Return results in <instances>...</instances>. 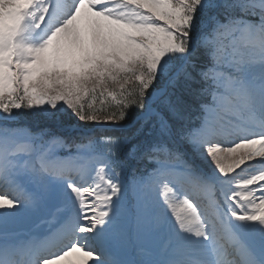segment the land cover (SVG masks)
I'll return each mask as SVG.
<instances>
[{"label":"snow or ice","instance_id":"6c2138e0","mask_svg":"<svg viewBox=\"0 0 264 264\" xmlns=\"http://www.w3.org/2000/svg\"><path fill=\"white\" fill-rule=\"evenodd\" d=\"M257 242L264 0H0V264H264Z\"/></svg>","mask_w":264,"mask_h":264},{"label":"trees","instance_id":"16d2710c","mask_svg":"<svg viewBox=\"0 0 264 264\" xmlns=\"http://www.w3.org/2000/svg\"><path fill=\"white\" fill-rule=\"evenodd\" d=\"M27 117L30 118L31 120L35 121L36 123H38V122H37V118L32 117V116H30V115H28ZM86 125H88L87 127H93L92 124H83V126H86Z\"/></svg>","mask_w":264,"mask_h":264},{"label":"rangeland","instance_id":"374dc122","mask_svg":"<svg viewBox=\"0 0 264 264\" xmlns=\"http://www.w3.org/2000/svg\"><path fill=\"white\" fill-rule=\"evenodd\" d=\"M88 125H86V126H83V123L81 124V127H87ZM261 250V249H260ZM262 251H264V250H262ZM74 257H70L69 259H73Z\"/></svg>","mask_w":264,"mask_h":264}]
</instances>
